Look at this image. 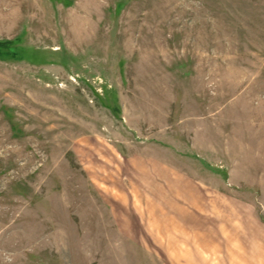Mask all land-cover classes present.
Listing matches in <instances>:
<instances>
[{
	"label": "rangeland",
	"instance_id": "rangeland-1",
	"mask_svg": "<svg viewBox=\"0 0 264 264\" xmlns=\"http://www.w3.org/2000/svg\"><path fill=\"white\" fill-rule=\"evenodd\" d=\"M0 264H264V0H0Z\"/></svg>",
	"mask_w": 264,
	"mask_h": 264
},
{
	"label": "crops",
	"instance_id": "crops-1",
	"mask_svg": "<svg viewBox=\"0 0 264 264\" xmlns=\"http://www.w3.org/2000/svg\"><path fill=\"white\" fill-rule=\"evenodd\" d=\"M245 246V245H244Z\"/></svg>",
	"mask_w": 264,
	"mask_h": 264
}]
</instances>
